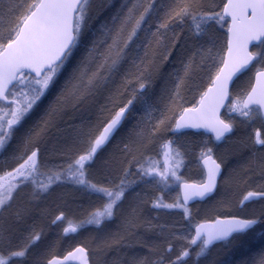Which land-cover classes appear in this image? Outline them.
<instances>
[{"label": "trees", "instance_id": "1", "mask_svg": "<svg viewBox=\"0 0 264 264\" xmlns=\"http://www.w3.org/2000/svg\"><path fill=\"white\" fill-rule=\"evenodd\" d=\"M224 1L225 0H200V4L205 11L222 14L221 9ZM29 2H31V0H0V38H6L8 36L9 28L15 23V15L23 12ZM148 3L149 0H89L87 27L72 57L66 62L64 68L58 74L56 82L49 91L48 99L52 97L50 106L60 94H54L58 85L62 80L65 79V82L68 80L78 61L85 56L84 54L87 52L92 41L95 39H103L102 32L104 28L113 26V17L122 19L127 13L128 8L132 7L133 4L137 5L136 14L138 15ZM151 3L153 4V8L145 18L146 22L142 25L143 30L138 33L135 42L126 50L124 60L118 66V70L107 84L102 85L94 95L80 103L76 107V113L72 114L74 108L71 106L59 112L53 118L51 124L46 128L45 131L47 134L42 133L39 138H37L34 133L39 131V127L45 119L44 116L50 108H45V100L47 98L42 100L31 113L32 117L30 126L28 127L30 132L28 135L26 133L21 135V143L24 142L23 138L27 137V141L38 143L48 157L56 158L63 156L69 153L79 140H82L84 134L91 126H94L101 117H109L114 111L118 110L119 107L123 106L134 93L138 96V99L130 106V111L126 114V118L109 142L108 149L98 153L89 171L93 179L105 178L111 180V177L118 176L120 172L122 171L123 173L126 168H136L138 165H143L144 167L153 164L157 167L161 165L163 169L164 163L159 162V159H156L153 155H161V152H164L165 145L180 133L183 134L182 137L189 138L191 145H196L197 142H199L200 132L183 131L176 133L172 129H174L175 120L179 113L184 108L196 104L198 98L211 83L222 63L227 41V19L224 17V20L220 24L212 22L207 32L200 36L194 34L190 18L186 19L184 23H172L166 32V44L167 48L171 49V54H168L163 47L156 50V56L151 70L149 73L145 74L148 86L143 90V98L141 99L139 98V83L142 81L137 79L139 73L135 67V63H138L139 56L143 55L142 45L147 43V37L151 35V32L156 31L157 26L165 20L166 13H168L170 9L178 7V0H151ZM116 24L118 26L119 19L116 21ZM161 32H164V30L161 29ZM138 45H140V47H138ZM252 50L258 53H264V45L260 43L254 45ZM165 55H168L167 60L164 59ZM189 60H191L192 68L189 74L184 76V65L188 63ZM263 67L264 58H258L254 60L249 69L243 72L233 82L229 102L222 111V116L226 120L233 114H239V112L232 110L231 105L234 101L239 100L242 102L243 96L250 88L253 81L254 71ZM178 76L184 77V81L181 84L179 96L173 101L172 93L176 91L175 86ZM70 114L72 115L70 116ZM258 116H260V114L253 116L251 119L245 118L244 120L243 118H237L233 123L231 121L234 130L232 134L220 144L211 141L210 135L203 134L204 150H206L209 144H212V147H224L220 155L216 150H213V152L216 158L225 166V174L222 176L219 184L220 189H218L213 198L203 202L204 205L210 202L214 204L218 202L217 204L220 206L211 213L206 214L207 216L204 218H211L217 214H233L248 218H264V212H259L262 207L258 209L259 213H241V211L243 212L244 210L243 208H247L248 206H251V208L253 207L255 211V208L257 209L256 205L259 201L261 202L263 200V197H261L260 200L256 199L254 202L249 201L248 203H244L242 207L238 206V208L235 207L234 209L226 205L228 201L232 200H234L233 202L236 201L238 205L242 190L259 186L255 181L257 177L256 173L264 177L263 151L258 155V159L260 158V160L256 162V166L262 165V167L257 168L253 165L256 159L255 152L264 148V146H255L254 143L251 142V133L255 129H261L259 125L262 121ZM159 120H164V124L160 126L159 131L153 134V130ZM245 122L249 125H246ZM126 124L130 125L127 126ZM66 126L74 128L69 131V136L62 135L64 134V127ZM126 128H129L128 130H130V132L123 137ZM261 133V138H264V131ZM29 137H31V139ZM70 137H72L74 145L68 146L67 148L58 141V139H60L63 142V140L70 139ZM51 139H55L53 147H50L51 143L49 141ZM47 142L49 143V147L45 149L43 146L46 145ZM113 146L116 149L113 150ZM154 146H156L157 151L155 150L152 153L150 151L145 157L148 159L146 161H141L142 159L139 152L144 151L146 148L152 149ZM109 150L112 152V156L107 154ZM199 156L200 155L197 156L195 162L198 161ZM153 159H155V161H153ZM95 170L98 172L99 177H94L93 171ZM227 172L232 173V175H228L226 178ZM192 174L191 177H194L196 172L193 171ZM263 177L262 180H264ZM131 178L132 176L129 175L130 187L127 189L119 207L116 209V214L113 218L106 221L101 228H97L94 225L83 226V228L85 227L84 231L89 234V240L87 241L92 245L86 241L82 242L74 239L75 243L82 244L84 247H86V245L83 243H87L88 249L90 248L88 253L91 263H101L97 259L100 257V251H104L103 253H106L105 256H109L108 258L112 261L117 258L119 261L123 259L121 261L123 264H130L133 260L139 261L140 259L144 264L145 261L150 262L152 259H154L156 264H169V262L174 260L183 249L188 248L191 254L189 257H186L183 262V264H187L188 260L194 257L195 245H190L187 239L179 242L180 240L174 239L175 241H173V239L169 237L161 238L160 235L156 237L155 233H158L160 230L157 228L158 223H154V220L151 218L153 214L156 215L160 212L165 215L166 221L172 217L171 215L182 214L184 217L183 208L163 209L162 207H155L152 205V200L148 198L151 197V192L156 188V182H153L151 178L142 179L138 177L135 180L134 178L136 177L134 176L133 179L135 181L131 180ZM158 179L159 178H157V180ZM146 180L151 182H146ZM132 182L135 184L139 182L146 183L142 187L145 193L143 195H136L137 193L135 192L139 189H133L134 183ZM159 184L163 185V182ZM221 187L223 192L222 198L220 199L221 194L219 195V193ZM65 190L71 192L69 191L71 189ZM159 190V188H156L155 191L158 192ZM77 192L84 193L83 191L75 190L77 197L74 196L73 202L68 198L69 194H66L67 197L64 195L65 199L71 204L77 205L76 203L84 202L85 199L87 200L86 202L93 201L94 196H97L96 193L87 191L86 195L82 197V195ZM218 195L219 197H217ZM25 198H27V195ZM25 198L24 201H26ZM100 199L103 204L104 198L101 195ZM47 201L43 202V206ZM48 202L49 204H47L46 207L47 210L44 212L46 218L61 205L57 200L56 202H52L51 200ZM91 204L92 203H90L89 206ZM203 204L195 202L194 208L190 209V211L194 209V212H196L197 208L200 209ZM40 208L42 209V206ZM93 209L92 207L88 212ZM194 212L188 215V220H192V222L195 223L198 219L202 218L199 214ZM85 215L88 216V213ZM173 218L175 217L173 216ZM79 231L83 232V229ZM191 231L190 228L187 234L190 235ZM53 233L54 232L51 233L52 239L46 237L44 240H38L37 244L32 247L33 249L28 255L29 257L25 259V264H45L46 259L51 255H59L66 249L71 248L72 239H66L62 235L59 236L57 230L54 234ZM128 244H131V246H128ZM169 244L172 246L171 251H167ZM91 246L94 248L96 255L93 249H91ZM42 252H45V254L40 259ZM158 252H161V254H158ZM262 255H264V223L258 224L253 232L244 236L241 240H233L231 243L222 241L211 246L204 255L207 257L204 264H257L259 257ZM119 257L121 259H119ZM195 258L199 257L196 256ZM129 260H131V262H129Z\"/></svg>", "mask_w": 264, "mask_h": 264}, {"label": "snow or ice", "instance_id": "2", "mask_svg": "<svg viewBox=\"0 0 264 264\" xmlns=\"http://www.w3.org/2000/svg\"><path fill=\"white\" fill-rule=\"evenodd\" d=\"M88 6L89 0H31L23 12L15 15V23L9 28L8 36L0 38V101H7L10 105H14L9 108V112L6 114L10 116V119H7V127L3 123L4 117H0V149L4 148L11 138L15 127L24 121L33 107L45 95V92L54 85L58 74L72 57L87 27ZM152 8L153 4L149 0L148 5L138 15L136 14L137 5L133 4L122 19L113 17V26L104 28L102 32L103 39L93 40L85 56L78 61L65 82V86L50 106L39 131L34 133L37 138L59 112L68 106L77 107L112 78L124 60L126 50L135 42L138 33L143 30L142 25L146 22L145 18ZM224 16L231 17L232 26L228 29L230 33L228 55L224 59L223 67L218 69L212 81L213 87L202 95L201 108H185V115L177 120L174 129H172L174 132L185 128H204L214 133L215 139L220 141L232 131L233 125L220 119L216 113L229 97V83L233 77L246 69L254 60L264 58V53L249 51L251 42L256 41L264 45V0H227V3L224 4L223 15L203 10L200 0H178V7L172 8L166 13L165 20L157 26L156 31L151 32V35L147 37V43L142 45L143 55L139 56V62L135 63L139 73L137 79L142 81L139 83V98L141 99L143 90L148 86L145 74L151 70L156 50L163 47L168 54H171V49L167 48L166 44V32L171 24L184 23L186 19L190 18L194 34L200 36L207 32L212 22L220 24L224 20ZM161 29L164 32H161ZM164 59L167 60L168 55H165ZM191 68L192 63L189 60L184 65V76L189 74ZM25 70L35 73V77L29 79L25 75ZM256 78L257 84L260 86L259 89L253 87L245 100L234 101L231 105L233 111H237L242 117L249 119L264 113V68L257 70ZM26 80L28 81L26 90H14L16 87L14 82L24 85ZM183 81L184 77H177L176 91L172 93L173 101L179 96ZM137 99L138 96L134 93L123 106L110 115L102 130L94 138L90 134L88 140L90 147L69 163L66 169L42 171L38 148L31 151L26 159L21 157L22 162L15 169L0 177V210H6L12 206L11 202L16 193L22 186H25L26 182L32 184V195L35 198L41 193L48 192L53 184L68 181L100 194L104 198V202L101 207L89 212L87 220L79 223L68 221L63 230L64 233H75L85 225L103 227L106 221L113 218L130 187V182L125 179L129 170H125L124 176L120 178L118 184L106 187L98 186L86 179L87 166L93 160L98 149L110 139L121 125L126 114L130 111V106ZM252 105L258 107L253 108ZM190 113H195V115H189ZM162 124H164V120L157 122L153 134L159 131ZM29 138L31 139V137ZM170 144L171 142L166 144L165 148H169ZM256 144L264 146V138H261L259 133H257ZM170 151L175 157L180 156L178 151L171 149ZM165 155L168 156L169 153H165ZM202 156L207 168V181L198 186L185 184L183 203L179 201L174 204L157 202L154 204L155 207L183 208L187 217L189 215L187 207L189 200L197 197L204 198L213 192L217 185L221 164L213 159L212 148L203 151ZM179 166L178 159L174 160L170 168L166 166L162 171L154 165L148 167L141 165L138 175L142 179L159 177L158 180H155L156 183L167 184L169 176L179 179L175 171ZM146 182L151 181L146 180ZM256 196H264V193L248 192L241 204ZM63 219L65 217L61 213L52 223L56 224ZM260 223H264V218L232 217L217 220L215 226L201 224L196 227L195 235L191 237L189 244L195 245L199 249L196 256L201 257L217 242L231 243L233 240H241L253 232ZM40 236L39 232L32 234L28 244L10 251L8 258L0 255V264H9L11 258L22 261L27 255L28 248L35 244ZM3 240L4 236L0 231V243ZM171 250L172 246L169 244L167 251ZM75 253L81 254L82 264H88L85 248L78 247L75 249ZM75 253H69V257L74 256ZM190 254V250L185 248L169 264H183L184 259ZM69 257L64 259L67 260ZM48 264H61V262L53 258L48 261ZM257 264H264V255L259 257Z\"/></svg>", "mask_w": 264, "mask_h": 264}, {"label": "rangeland", "instance_id": "3", "mask_svg": "<svg viewBox=\"0 0 264 264\" xmlns=\"http://www.w3.org/2000/svg\"><path fill=\"white\" fill-rule=\"evenodd\" d=\"M88 8H89V6H88ZM88 11H89V9H88ZM25 75L28 76V78H30L29 74L25 73ZM63 81L65 82V79L62 80V82L56 88V90L54 92V94L56 93L55 95H57L61 92V89L64 86ZM27 83H28V81L26 80L25 85H27ZM52 86H50V88L45 92V95L43 96V100H45L47 98L45 100V105H46L45 108L50 107V102H51L52 97L48 99V96H49V91L52 88ZM3 110H4L3 107L0 106V113H3L4 112ZM73 110H74V112L72 114L77 112L76 107ZM72 114H70V116ZM232 116L228 117V121H230V122L232 121V123L237 118H241V119L243 118L244 120L246 118V117H242L240 114H237V115L233 114ZM44 118H46V114H45ZM100 119H102V117ZM245 124L249 125L246 122H245ZM129 125L130 124H128L127 126H129ZM134 125H135V123H134ZM127 126H125V127H127ZM72 129H74V128H72L70 126L64 127V134H62V135L63 136H66V135L69 136L70 135L69 131ZM126 129L123 133L124 134L123 137H125L128 134V132H130V130H128L129 128L127 129V132H126ZM43 134H47V132L44 131ZM182 135L183 134L180 133L177 137H174V139L169 141V142H171L169 148H164V152L162 151L161 155H156V154L153 155L154 157H156V159H159V162H163V163L168 162L170 167L173 164L174 160L178 159L180 161V166L175 169V171L177 173V177H179V179H177L176 177H173L172 180L168 181L167 184L163 183V185L156 183L155 187L159 188L160 190L158 192H156L155 191L156 188H155L153 190V192H151V197H149L148 199L152 200V205H154L157 202L163 203V204H174L178 201L180 202L178 185H179L180 181H182V180H194V181L200 182V162H199L200 156L198 157V161L195 162L197 156L200 155V140H199V142H197L196 145H191L189 138L182 137ZM253 136H254V131L251 133V138H253ZM58 141L66 148L68 146L74 145L72 142L73 141L72 137H70V139H68V140H63V142L60 139H58ZM182 141H183V144H182ZM49 142L51 143L50 147L51 146L53 147L54 143H55V139H51ZM180 142H181V144H180ZM114 145H116V144H114ZM43 147L45 149L48 148L49 143L47 142L46 145H44ZM154 147L156 148V146H154ZM154 147L152 149L146 148L144 151L139 152V154L141 155V159H142L141 161H146L148 159L145 157L150 153V151H151V153L155 150L157 151V148L155 149ZM207 148H212V150L218 151L219 155H220L222 153L221 151L223 150L224 147H212V144H209V145H207ZM217 148H218V150H217ZM114 149H116V148L113 146V150ZM170 149L178 151L180 153V156L175 157L173 152L170 151ZM262 151L264 152V148L257 150L255 152L256 159L254 157L255 160H254L253 165H255V167H257V168L262 167V165L256 166L257 160H260V158L258 159V155L261 154ZM165 153H169V155L166 156ZM107 154L109 156H112V152L110 150L108 151ZM153 161H155V159H153ZM133 168L134 167H132V169L126 168V169H129V174L125 177L126 180L128 179L129 175L132 176L131 180L135 181L137 179V178H134V175L131 174V172L135 169V168L134 169ZM194 168H196V169H194ZM125 170L123 171V173H122V171L120 172L121 175L119 174L118 176L111 177V180L110 179L107 180L105 178L104 179L103 178H97V180L93 179L92 176L90 175V173L88 171H86V174H87L86 179L89 180L90 182L94 183V184H97L98 186L111 187L113 184H118L120 182V178L122 176H124ZM193 171L196 172V174L194 175V177L193 176L191 177V175H193L192 174ZM228 171H229V169H228ZM93 174H94L95 178H96V176H98V172L96 170L93 171ZM228 175L231 176L232 173L227 172L226 178L228 177ZM256 176L257 177H256L255 181L257 182V184H259V186H257V187L255 185L254 186L256 187L257 190H261L264 193V180H262L263 175L256 173ZM127 181L130 182L129 179ZM141 181H143V180H141ZM145 184L146 183H144V182H139V183L133 184V189H139L138 191L135 192V193H137L136 195H143L145 193L143 188H142L143 185H145ZM65 189H67V190L71 189V190H69L71 192H67ZM75 190L83 191L84 193L77 192L78 194L82 195V197H84L86 195L87 191L92 192L91 190L87 189L86 187H84L82 185H78V184H76V185H69V184L68 185H64V184L60 185V184H58V185H52V187L49 189L48 192L41 193L39 196L33 198V195H32L33 186H29V185L28 186H22L19 191H21L20 193H22L24 196H22L21 198H20V196H19V198H18V196L15 197L13 199V201L11 202L12 206L6 210V213L5 214L0 213V231H2L3 236H4L3 242L0 243V255H3L4 257L8 258L10 251L16 250V249L21 248L24 245L28 244L31 235L36 233V232L41 233L39 240H44V239H46V237H48V239H52L51 233L52 232L55 233L56 230H58V228H57L58 226H60V225L63 226L65 224L67 225L68 221H73L74 223H79L80 221H85L88 218V216H86L85 214L88 213V211L92 207L94 209H96V208L102 206L100 194H98V193H96L97 196H94L93 201L86 202L87 200L85 199L84 202L76 203L77 205L71 204L67 199H65V196H66V194H69L68 198L71 199L70 201L73 202L74 196L77 197L75 194ZM222 192H223V189L221 187V191L219 193V195L221 194L220 199L222 198ZM26 195H27V198H25ZM219 195L217 197H219ZM24 198L26 201H24ZM260 199L261 198H258L257 200H260ZM47 200L48 201L51 200L52 202L53 201L56 202V200H57L58 202H60L61 205L58 206L56 208V210L51 215H48V217L46 218L44 216V214H45L44 212H46L47 204H49V202ZM255 200H251V201L254 202ZM44 201H47V202L43 206ZM217 201H218V199H217ZM233 201L234 200L228 201L226 205L229 207H233V209L235 207L238 208L236 201L235 202H233ZM90 203H92V204L89 206ZM217 203L214 204L213 202H210V203L205 204V205L203 204V205H201L200 209L197 208L196 212H194L195 211L194 209L190 211V209L194 208V203L187 206V207L189 209V214L194 212V213L199 214L201 216V218H204L207 216L206 214L211 213L212 211L217 209V207L220 206ZM41 206H42V209L40 208ZM256 207H257V209L255 208V211H254L253 207L251 208V206H248L247 208H243L244 210H243V212L241 211V213L246 214V212L247 213L248 212H257V213L264 212V196H263V200L261 202L259 201V203L256 205ZM260 207H262V208L258 212V209ZM79 208H81V209H79ZM85 208H87V209H85ZM221 212H223V211H221ZM61 213L64 214L65 219L58 221L57 227H53L51 225V221L53 220L54 217H56L57 215H60ZM174 213H176V212H174ZM39 215H42V216H39ZM203 215H205V216H203ZM171 216L172 217H170V219L167 221L165 220V215L161 212L157 213L156 215L153 214L151 216V218L154 220V223H158L157 228H158V230H160L159 231L160 233L159 232L155 233L156 237L160 235L161 238L169 237L170 239H173V241L180 240L179 242H182L185 239H187V241L189 242L191 239V236L188 235L187 233H188V230L190 228L192 229L194 222H192V220L189 221L188 216L186 217L185 214H184V217L182 216V214L181 215L176 214V215H171ZM173 216L175 218H173ZM29 219H31V220H29ZM199 220H201V219H198V221ZM85 226H87V225H85ZM84 228L83 227L79 228V230L83 229V232L77 231L75 233L74 239L76 241L78 240V241H82V242H84V241L88 242L87 240H89V236H88L89 234L86 233V231H84ZM48 239H47V242H48ZM37 242L35 244H32L28 248L27 255L25 258H23L22 261H18L16 258H11L9 264H25V262H26L25 259L27 257H29L28 255L31 252V250L33 249L32 247L35 246L37 244ZM88 243L90 244V242H88ZM94 243H95V241H94ZM83 244H85L86 249H88L87 243H83ZM90 245H92V244H90ZM128 246H131V244H128ZM91 249H93L94 254L96 255L95 250H94V248H92V246H91ZM34 250H35V248H34ZM88 250H90V248ZM198 250L199 249L195 246V250H194L195 252L193 255L194 257H193V259L188 260L187 264H204V262L207 259L206 256L195 258L196 257L195 254ZM103 252L100 251V257H99V259H97L101 263L95 262L96 264H123L121 262L123 259L121 261H119L117 258V259L112 261V260H110V258H108L109 256H105L106 253L104 254ZM155 253H157V252H155ZM44 254H45V252L41 253L40 259ZM158 254H161V252H158ZM119 259H121V258L119 257ZM129 262H131V260H129ZM140 262H142V264H144L143 261H141V259L139 261L133 260V262L130 264H140ZM145 264H156V263H155L154 259H152V260H150V262L145 261Z\"/></svg>", "mask_w": 264, "mask_h": 264}, {"label": "flooded vegetation", "instance_id": "4", "mask_svg": "<svg viewBox=\"0 0 264 264\" xmlns=\"http://www.w3.org/2000/svg\"><path fill=\"white\" fill-rule=\"evenodd\" d=\"M32 78L33 77L30 76L29 79H32ZM14 84H16V87L14 89L15 91H20L21 89H25L26 90V85L25 84L24 85H20L18 83H14ZM11 88H12V86L10 87V89ZM42 100H43V97L33 107V109L26 116V118L24 119V121H22V123L20 125H18V126L15 127V130H14L13 135L11 136V138L8 140V142L6 143V145L4 146V148L0 149V177L5 176L6 173H8V172L12 171L13 169H15L18 166V164L22 162L21 157L23 159H26L27 158V155H30L31 154V151H33V150H35L37 148L39 149L38 157H39V161H40V164H41V170L42 171H47L49 169H53V170L66 169V167H67V165L69 163H71L79 155L83 154L85 152V150L90 147V145L88 143L89 135L91 134V136L94 138V136L97 135L98 132L102 130L103 125L110 118V116L109 117L103 116L102 119H100L101 121L98 120V122L99 121L100 122L99 123L97 122L94 126H91V128L84 134L82 140H79V142L76 143V145L74 146V148L69 153H66L63 156H59V157H56V158H51V157H48L46 155V153H44V151L41 149V147L39 146L38 143L27 141V139H26L27 137L26 138H23L24 139V142L23 143H21V140H20V137H21V135L23 133H26L28 135V133L30 132L28 130V127L30 126V121H31V117H32V114L31 113L42 102ZM0 106L3 107V109H4L3 110L4 112L3 113H0V117H4L3 123H4L5 127H7V119H10V116H8L6 114L9 112V108L10 107H14V105H10L7 101H5V102L4 101H0ZM258 118H260L261 121H262V123L259 125L261 129H259V130L258 129H255L254 130V136H253V138H251V142L254 143L255 146H261V145H257L256 144L257 133H259V135H261L262 134L261 132L264 131V120H263V118H262L261 115L258 116ZM115 132L112 134V136L110 137V139L100 149H98V151L95 154L93 160L87 166V171L88 172L91 170L92 165L94 164L98 153H101L104 150L108 149V147H109L108 144L111 141V139H112L113 135L115 134ZM203 134L204 133L202 131H200V182H203L204 179H205V171H204L203 165L201 163V158L203 157L202 156V152L205 151L203 149V147H204ZM228 137H225L223 140H221L219 142H215V140L213 139V137L210 135V140L213 141L214 143H219L220 144V143L224 142ZM260 137H262V136H260ZM212 154L215 155V153L213 151H212ZM220 164L222 166V172L220 173V176L218 178V182H217V185H216V190H215V192L212 195L206 196L204 199L200 200V203L201 204H203V202H206L207 200L213 198L216 195V193H217V191L219 189L220 180H221L222 176L225 174V166H224V164L222 162H220ZM166 166H168L170 168L168 162H164V168ZM155 167L158 170H161V171L164 169V168L163 169L161 168V165H159L158 167L157 166H155ZM157 178H159V177H155V179L151 178V180L154 182L155 180H157ZM172 179H173V177H171V176L168 177V181H170ZM58 184H60V185H63V184L64 185H68V184L69 185H76L75 183L68 182V181L58 182V183L53 184V185H58ZM28 185L29 186H32L31 183L26 182L25 186H28ZM251 191H254V192H257V193H263L262 191L257 190L256 187H252L250 189L242 190L241 191L242 195L240 196V199L238 201V206L239 207H242L244 203H248L251 200H255V199H258V198L263 197V196H256L254 198H251L248 201H245L243 204H241V201L243 200L244 196H246L247 193L248 192H251ZM20 192L21 191H19L18 193H16L15 197L18 196V198H19V196H20V198H21L22 196H24ZM195 202H197V201H194L191 204H193ZM191 204H187V205H191ZM169 209H172V208H169ZM6 210H4V211L3 210H0V213H4L5 214L6 213ZM88 214H89V212H88ZM55 218L56 217H54L53 220ZM52 221H51V225L53 227H57L58 222L56 224H53ZM66 226H67L66 224L63 225V226H61V225L58 226L57 227L58 228L57 232H58L59 236L62 235L66 239H72V241H71V244H72L71 248H73L74 246L77 245V243H75V241H74V237H75V233L76 232L75 233L65 234L63 230H64V228ZM78 231H79V229H78ZM70 249H66L65 251H63L59 255L64 254L66 251H68ZM52 256H55V255H51L50 257H52ZM49 258L46 259L45 264H47V261H48ZM71 264H74V263H71Z\"/></svg>", "mask_w": 264, "mask_h": 264}, {"label": "water", "instance_id": "5", "mask_svg": "<svg viewBox=\"0 0 264 264\" xmlns=\"http://www.w3.org/2000/svg\"><path fill=\"white\" fill-rule=\"evenodd\" d=\"M225 3H227V0L224 1V4H225ZM224 4H223V6H222V10H221L222 15H223ZM224 17H226V18H227V21H228V24H227V41H226V49H225V52H224L223 60H222V63H221V65H220L219 68L223 67L224 59H225V58L227 57V55H228V47H229V43H228V42H229V36H230V33H229L228 29L232 26V19H231V17H230V16H224ZM258 43H259V42H256V41L251 42V43L249 44V51H251V47H252L253 45L258 44ZM252 63H253V62H252ZM252 63H250L249 66H248L246 69H243L241 72L237 73V74L233 77L232 81H230V83H229V93H230L231 86H232L233 82L236 80V78H237L240 74H242L244 71H246V70L251 66ZM25 72H27V73H29V74L35 76V73H30V72H28V70H25ZM256 72H257V71H256ZM256 72L254 73V77H253L252 85H251V87L249 88V90L246 92V94H245L243 100H245V99L247 98L248 93L251 92V90H252L253 87H257L258 89H259V87H260V86L257 84ZM215 75H216V74H215ZM214 77H215V76H214ZM214 77H213V79H214ZM213 79H212V81H213ZM212 81H211V83L207 86V88L205 89L204 93L207 92L209 88L213 87V85H212ZM10 86H11V85H10ZM10 86H9V87H10ZM204 93H203V94H204ZM203 94H202V95H203ZM210 95H211V94H210ZM201 97H202V96H201ZM201 97H200L199 101H198L194 106H189V107H186V108L200 109V108H201V104H200ZM228 98H229V97H228ZM228 98L224 101V104L219 108V111L216 113V115H217L220 119H222V118H221V111H222L223 107L225 106V104H226ZM243 100H242V101H243ZM252 106H256V105H252ZM252 106H251V107H252ZM256 107H258V106H256ZM184 109H185V108H184ZM184 109L181 111V113H180V114L178 115V117L176 118V120H175V125H176L177 120H179L181 116L185 115V113H184ZM260 114H261L262 118L264 119V113H260ZM189 115H195V113H190ZM175 125H174V127H175ZM183 130H192V131H200V130H202V131H204V132H206V133L211 134V135L213 136V138L215 139V134L212 133L211 131L207 130V129H204V128H201V129L185 128V129H181L180 131H183ZM227 134H229V133H227ZM227 134H226V135H227ZM215 140H216V139H215ZM212 157H213V156H212ZM213 159H215V158H213ZM215 160H216V159H215ZM216 162H217V160H216ZM201 163H202L203 168H204V171H205V179H204V181H203L202 183H200V182H195V181H183V182H181L180 185H179V192H180V196H181V201H182V202H183V200H184V192H185L184 185H185V184H189V185H197V186H198V185H201V184H203V183H205V182L207 181V168L205 167L204 158L201 159ZM217 163H218V162H217ZM220 172H221V171H220ZM219 175H220V174H219ZM219 175L217 176V181H218ZM214 190H215V189H214ZM214 190H213V192H214ZM213 192H212V193H213ZM212 193H211V194H212ZM209 195H210V194H209ZM204 198H205V197H204ZM200 199H203V198H199V197H197V198H194V199H192V200H189L188 203L193 202V201H195V200H200ZM188 203H187V204H188ZM232 217L244 218V217H240V216H237V215H217V216H215V217H213V218H210V219L200 220V221H198V222L193 226V235H195L196 227H197L198 225L203 224V225H206V226H215L217 220H224V219H229V218H232ZM220 242H221V241H220ZM78 247H83V248H85L83 245L79 244V245L73 247L71 250L67 251L66 253H64V254L61 255V256H53V257L49 258L48 261L51 260V259H53V258H56L57 260H59V261L61 262V264H68V263L82 264L81 254H79V253H75V249L78 248ZM85 250H86V254H87V249L85 248ZM69 253H75V255L72 256V257H69ZM65 257H69V258H68L67 260H65V259H64ZM87 260H88V254H87ZM48 261H47V264H48ZM88 264H90L89 261H88Z\"/></svg>", "mask_w": 264, "mask_h": 264}, {"label": "bare ground", "instance_id": "6", "mask_svg": "<svg viewBox=\"0 0 264 264\" xmlns=\"http://www.w3.org/2000/svg\"><path fill=\"white\" fill-rule=\"evenodd\" d=\"M131 169H132V168H131ZM194 169H196V168H194ZM128 170H129V169H128ZM139 170H140V165L137 166V167L131 172V174L134 175L136 178H138V177H140V176L138 175ZM120 175H121V174H120Z\"/></svg>", "mask_w": 264, "mask_h": 264}]
</instances>
